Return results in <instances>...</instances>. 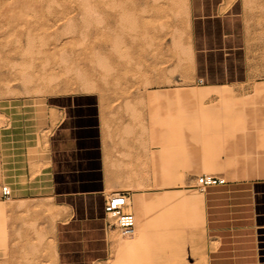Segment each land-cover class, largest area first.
<instances>
[{"label":"rangeland","instance_id":"rangeland-1","mask_svg":"<svg viewBox=\"0 0 264 264\" xmlns=\"http://www.w3.org/2000/svg\"><path fill=\"white\" fill-rule=\"evenodd\" d=\"M243 1L264 26V0ZM187 25L188 0H0V129L4 102L32 106L45 150L52 97L91 93L105 194L134 217L130 235L105 214L81 227L46 187L0 191V264H62L61 242L93 264H264V85L198 82Z\"/></svg>","mask_w":264,"mask_h":264},{"label":"crops","instance_id":"crops-1","mask_svg":"<svg viewBox=\"0 0 264 264\" xmlns=\"http://www.w3.org/2000/svg\"><path fill=\"white\" fill-rule=\"evenodd\" d=\"M187 40L191 75L201 78L204 86L228 85L251 93L254 85H264V26L248 23L243 0H188ZM20 102L8 100L1 106L10 119L0 129V169L11 195L26 198L46 187L44 194L79 226L104 219L107 181L93 95L52 97L45 150L40 148L34 107L23 110ZM80 247L67 250L61 242L57 249L61 263L76 258L80 264H93L100 258Z\"/></svg>","mask_w":264,"mask_h":264},{"label":"built area","instance_id":"built-area-1","mask_svg":"<svg viewBox=\"0 0 264 264\" xmlns=\"http://www.w3.org/2000/svg\"><path fill=\"white\" fill-rule=\"evenodd\" d=\"M201 82V78H197ZM200 183H208L214 181L209 176H199ZM1 195L5 198L11 194L9 184L4 183L1 185ZM128 196L124 191L114 190L104 195L103 211L105 215L114 218V224L119 231L124 235H130L134 231V217L131 211L126 209Z\"/></svg>","mask_w":264,"mask_h":264}]
</instances>
